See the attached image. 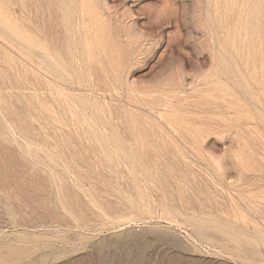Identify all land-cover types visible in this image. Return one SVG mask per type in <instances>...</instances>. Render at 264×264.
<instances>
[{"label": "rangeland", "instance_id": "1", "mask_svg": "<svg viewBox=\"0 0 264 264\" xmlns=\"http://www.w3.org/2000/svg\"><path fill=\"white\" fill-rule=\"evenodd\" d=\"M0 264H264V0H0Z\"/></svg>", "mask_w": 264, "mask_h": 264}]
</instances>
